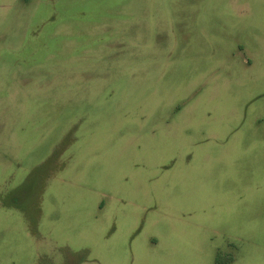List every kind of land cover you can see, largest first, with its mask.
I'll return each mask as SVG.
<instances>
[{
	"label": "rangeland",
	"instance_id": "rangeland-1",
	"mask_svg": "<svg viewBox=\"0 0 264 264\" xmlns=\"http://www.w3.org/2000/svg\"><path fill=\"white\" fill-rule=\"evenodd\" d=\"M0 264H264V0H0Z\"/></svg>",
	"mask_w": 264,
	"mask_h": 264
}]
</instances>
